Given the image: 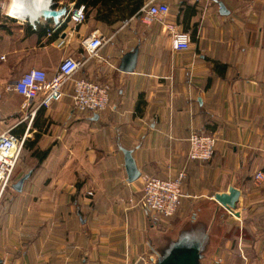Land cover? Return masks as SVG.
Returning <instances> with one entry per match:
<instances>
[{
	"label": "crops",
	"instance_id": "obj_1",
	"mask_svg": "<svg viewBox=\"0 0 264 264\" xmlns=\"http://www.w3.org/2000/svg\"><path fill=\"white\" fill-rule=\"evenodd\" d=\"M136 1L36 0L47 12L34 22L25 0L0 7V131L25 138L0 195L2 264H152V248L193 217L210 223L205 264H264V182L253 179L264 169V0H219L226 13L216 0H159L170 13L152 24L140 19L148 0L138 10ZM82 5L87 21L75 25L67 12ZM63 9L57 23L49 12ZM94 30L112 40L76 77L109 84L108 108L78 112L68 94L30 115L15 81L83 58ZM178 30L187 51L172 48ZM135 48L134 70H122ZM193 132L218 137L211 159L189 158ZM124 150L141 173L134 181ZM182 171L177 213L155 222L140 203L143 177ZM230 187L240 190L233 211L215 199Z\"/></svg>",
	"mask_w": 264,
	"mask_h": 264
},
{
	"label": "built area",
	"instance_id": "obj_2",
	"mask_svg": "<svg viewBox=\"0 0 264 264\" xmlns=\"http://www.w3.org/2000/svg\"><path fill=\"white\" fill-rule=\"evenodd\" d=\"M169 13L170 6L167 3L148 0L141 10L140 19L143 23L152 24L164 19ZM67 18L75 25L84 24L87 21L84 5L71 7L67 12ZM111 40V36L94 30L82 42L83 58L64 56L51 77L41 68H31L25 72L13 85V90L25 98L24 109L29 110L33 116L39 108H49L69 94L72 105L78 112L96 113L106 110L109 106L110 85L76 75L89 60L101 59L100 49ZM190 47L189 33L183 30L172 33V48L175 51H187ZM69 85L71 92L67 93ZM188 141L190 159L209 160L215 153L218 137L214 134L193 132ZM24 142L25 138L16 137L10 128L0 131V195L11 183ZM185 176V172L182 171L176 177L170 178L151 175L143 177L140 203L150 212L155 222L172 218L177 213L184 197L182 185ZM253 179L263 183L264 169L256 171Z\"/></svg>",
	"mask_w": 264,
	"mask_h": 264
},
{
	"label": "water",
	"instance_id": "obj_3",
	"mask_svg": "<svg viewBox=\"0 0 264 264\" xmlns=\"http://www.w3.org/2000/svg\"><path fill=\"white\" fill-rule=\"evenodd\" d=\"M222 13L227 10L224 4L216 0ZM66 9L62 11H52L55 21L59 22V17L65 14ZM36 17H29L31 22H34ZM138 48L128 52L122 58L120 68L124 71H133L137 62ZM125 166L130 181H134L140 176V171L137 168L132 152L124 150ZM29 175H25L14 187L17 190L22 189L24 180ZM240 196V190L235 187H230L227 193H217L215 199L228 210L233 211L236 208V203ZM211 241L210 223L193 217L192 220L182 227L176 233L165 237V239L157 247L152 248L154 256L152 264H205V258L209 251ZM0 264H2L0 260Z\"/></svg>",
	"mask_w": 264,
	"mask_h": 264
},
{
	"label": "bare ground",
	"instance_id": "obj_4",
	"mask_svg": "<svg viewBox=\"0 0 264 264\" xmlns=\"http://www.w3.org/2000/svg\"><path fill=\"white\" fill-rule=\"evenodd\" d=\"M33 1V3L36 1V0H32ZM38 1V0H37ZM43 4H34V6L33 5H28V6H26V7H24V11H29L28 13L29 14H26V15H29V16H31V17H37L40 13H45V12H47V9L46 8H44V6H42ZM10 10L11 9H18V7H16V5H14V7H10L9 8Z\"/></svg>",
	"mask_w": 264,
	"mask_h": 264
},
{
	"label": "rangeland",
	"instance_id": "obj_5",
	"mask_svg": "<svg viewBox=\"0 0 264 264\" xmlns=\"http://www.w3.org/2000/svg\"><path fill=\"white\" fill-rule=\"evenodd\" d=\"M14 0H0V7L2 8V6H5V4H6V6L8 5L7 3H9L10 2V4H11V2H13ZM17 2H19V0H17ZM28 5H33L34 6V4H33V1L32 0H25V6H28ZM29 11H23V13H25V15L26 14H29L28 13ZM9 13H10V15H12V16H15V17H18L19 16V14H20V12H19V8L16 10V9H9ZM21 154H22V152H21ZM21 158V157H20ZM16 171V170H15Z\"/></svg>",
	"mask_w": 264,
	"mask_h": 264
},
{
	"label": "trees",
	"instance_id": "obj_6",
	"mask_svg": "<svg viewBox=\"0 0 264 264\" xmlns=\"http://www.w3.org/2000/svg\"><path fill=\"white\" fill-rule=\"evenodd\" d=\"M98 1L99 0H78V3L80 2H85V3H88V4H91L93 6L97 5L98 4ZM144 0H137L136 1V9L138 10L139 7L143 4Z\"/></svg>",
	"mask_w": 264,
	"mask_h": 264
}]
</instances>
